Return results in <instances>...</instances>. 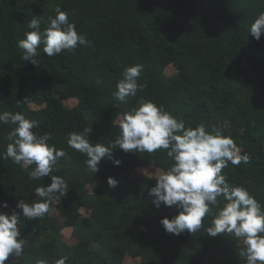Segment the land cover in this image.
Segmentation results:
<instances>
[{
  "label": "trees",
  "instance_id": "16d2710c",
  "mask_svg": "<svg viewBox=\"0 0 264 264\" xmlns=\"http://www.w3.org/2000/svg\"><path fill=\"white\" fill-rule=\"evenodd\" d=\"M56 6L91 45L53 57L43 54L41 45L37 64L22 60L17 44L31 31L29 21L55 16ZM262 11L264 0H0V113L20 112L37 121L33 132L50 133L49 145L67 153L52 172L63 177L67 193L53 197L43 217L21 216L20 238L26 243L16 260L10 254V264L37 259L55 264L61 257H67L66 264H124L126 256L140 258L139 264H243L242 240L209 236L210 218L193 234L166 233L160 220L178 215V209L152 203L148 191L156 177L142 174L130 181L136 168L170 167L166 150L117 148L113 157L121 164L101 160L94 174L86 155L70 148L67 139L71 132L92 128L90 142L108 146L120 133L119 117L145 101L163 106L186 127L210 129L228 121L224 134L250 159L238 166L229 162L222 174L264 206V34L257 41L249 32ZM135 64L143 66L138 83L147 87L121 103L112 93L124 68ZM169 64L174 73L166 71ZM71 98L77 101L73 107L65 103ZM12 127L0 124V153L6 152ZM34 167L0 158V203L9 205L0 212H19L20 199H40L35 188L51 178L30 179ZM108 177L119 182L115 188L108 186ZM55 202L63 206L59 217L52 214ZM63 227L72 228L76 244L64 240Z\"/></svg>",
  "mask_w": 264,
  "mask_h": 264
},
{
  "label": "clouds",
  "instance_id": "9594fccd",
  "mask_svg": "<svg viewBox=\"0 0 264 264\" xmlns=\"http://www.w3.org/2000/svg\"><path fill=\"white\" fill-rule=\"evenodd\" d=\"M54 11L55 16L50 15L46 20L40 15L29 21L31 31L25 32V38L17 44L22 60L37 64L41 45L43 54L48 57L91 45L84 34L77 32L67 12L60 6H56ZM42 23L45 25L43 30ZM249 32L257 41L260 40L264 34V11L250 25ZM142 71L140 64L125 67L112 93L114 99L127 103L138 90L143 91L147 83H138ZM0 124L13 126L6 136L9 141L6 152L0 153V158H10L21 167L35 165L29 172L30 179L51 178L47 186L35 188L34 193L39 200L28 203L20 199L16 204L19 212H0V264H6L10 254L20 257L24 251L26 241L20 238L18 227L21 216L26 220L43 217L49 211L52 198L61 199L67 193L68 186L63 177L52 175L57 161L67 153L62 148L49 145L50 133L42 136L34 133L38 122L27 119L20 112L0 113ZM230 127L228 121L212 125L210 129L205 124L186 127L183 119L176 118L163 106L145 101L123 114L119 123L120 133L110 145L91 143L89 134L92 128H85L82 133H69L67 144L86 155V167L94 174L99 171L101 160H112L114 166L121 164L113 157L114 149L119 148L125 153L166 150L170 167L159 172L155 186L148 191L155 207L163 204L178 209V215L171 219L161 218L160 224L165 232L177 236L185 231L193 234L202 227L206 218H210V226L205 233L211 237L229 234L242 240L244 247L239 251V257L243 264H264V206L246 188L230 185L226 175L222 174V169L228 167L229 162L238 166L250 159L247 154H241L230 135L224 134ZM118 183L113 177L107 178L110 188H115ZM0 207L8 208L9 205L4 201ZM66 260L67 257H61L55 264H66ZM35 264H47V261L37 259Z\"/></svg>",
  "mask_w": 264,
  "mask_h": 264
},
{
  "label": "rangeland",
  "instance_id": "374dc122",
  "mask_svg": "<svg viewBox=\"0 0 264 264\" xmlns=\"http://www.w3.org/2000/svg\"><path fill=\"white\" fill-rule=\"evenodd\" d=\"M166 71L168 73H174L176 71V68H175V66L173 64H169ZM65 103H66L67 106L73 107L74 105H76L77 101L75 99L71 98V99L66 100ZM31 106L33 108L40 107V106H38L35 103H31ZM122 117L123 116L119 117V119L117 121V125H119L120 120L122 119ZM161 170L162 169L154 167V166H143V167L136 168L131 173L130 181L133 182L134 180H136L142 174H145V175H148V176L157 177ZM87 188L89 189V191L93 190V186L92 185L87 186ZM62 207L63 206L61 204H59L58 202H55L54 205L52 206V209H51L52 210V214L56 215L57 217H59L60 214H61ZM81 211H82V213L84 215L89 214V211L87 209H85V208H82ZM62 233H63L64 240L68 244L73 245V244H76L78 242L77 237H75L74 234H73L72 228L63 227ZM16 258L17 257L13 254L12 255V259L16 260ZM139 262H140V258H134V257H131V256H126V258L124 260V264H139Z\"/></svg>",
  "mask_w": 264,
  "mask_h": 264
}]
</instances>
